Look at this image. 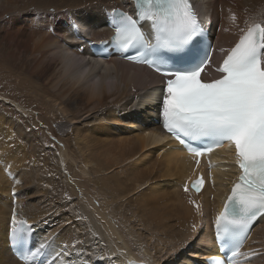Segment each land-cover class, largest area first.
<instances>
[{"label": "bare ground", "instance_id": "obj_1", "mask_svg": "<svg viewBox=\"0 0 264 264\" xmlns=\"http://www.w3.org/2000/svg\"><path fill=\"white\" fill-rule=\"evenodd\" d=\"M129 1L0 0V264H21L8 247L13 212L45 245H74L72 264H199L214 251L215 216L239 176L233 150L217 151L200 194L182 190L195 169L153 124L160 78L65 52L67 14L98 36L102 9ZM194 2L217 49L239 38L232 13L241 27L264 19V0ZM241 253L264 264V217Z\"/></svg>", "mask_w": 264, "mask_h": 264}, {"label": "snow or ice", "instance_id": "obj_2", "mask_svg": "<svg viewBox=\"0 0 264 264\" xmlns=\"http://www.w3.org/2000/svg\"><path fill=\"white\" fill-rule=\"evenodd\" d=\"M102 11L118 58L146 67L161 78L156 115L170 137L197 165L199 157L216 148L234 149L240 175L214 220L216 242L225 254L223 264H234L238 254L245 255L240 247L250 229L264 217V19L245 20L246 27H241L232 13L229 19L239 38L234 46L217 49L194 0H130ZM33 21L39 24L38 14ZM67 25L71 36L81 41V32H90V22L72 14H68ZM216 51L222 56L218 64L213 60ZM101 58L109 56L101 54ZM209 73L215 75L209 78ZM204 182L198 177L190 187L199 192ZM184 190L189 191V186ZM32 230L13 212L9 252L25 264H43L40 258L51 253L44 251V242L32 248ZM193 232L190 243L197 239L195 225ZM20 247L23 252L18 251ZM70 247L77 251L64 242L48 264H57V258L62 264H72ZM205 264L221 262L213 259Z\"/></svg>", "mask_w": 264, "mask_h": 264}, {"label": "rangeland", "instance_id": "obj_3", "mask_svg": "<svg viewBox=\"0 0 264 264\" xmlns=\"http://www.w3.org/2000/svg\"><path fill=\"white\" fill-rule=\"evenodd\" d=\"M48 136V135H47ZM49 140L55 143V140L48 136ZM57 145V144H56Z\"/></svg>", "mask_w": 264, "mask_h": 264}]
</instances>
